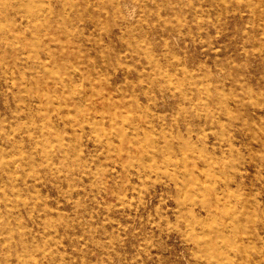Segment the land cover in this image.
Listing matches in <instances>:
<instances>
[{
	"label": "rangeland",
	"instance_id": "374dc122",
	"mask_svg": "<svg viewBox=\"0 0 264 264\" xmlns=\"http://www.w3.org/2000/svg\"><path fill=\"white\" fill-rule=\"evenodd\" d=\"M0 264H264V0H0Z\"/></svg>",
	"mask_w": 264,
	"mask_h": 264
},
{
	"label": "bare ground",
	"instance_id": "6f19581e",
	"mask_svg": "<svg viewBox=\"0 0 264 264\" xmlns=\"http://www.w3.org/2000/svg\"><path fill=\"white\" fill-rule=\"evenodd\" d=\"M10 1V0H9ZM60 1V0H59ZM23 2V1H22ZM12 3V2H11ZM46 3V2H45ZM11 5V4H10ZM64 6V5H63ZM57 7V6H56ZM47 11L49 12V13H52V8L49 6V5H47ZM217 14V13H216ZM73 18H76L75 16L73 17ZM50 21V20H49ZM7 29V28H6ZM41 30V29H40ZM52 32V31H51ZM46 38V37H45ZM51 40V39H50ZM24 53V52H23ZM7 66V65H6ZM43 78V77H42ZM30 80V79H29ZM37 80V79H36ZM42 80H44V79H42ZM46 85V84H45ZM112 87V86H111ZM49 90V89H48ZM111 90V89H110ZM106 91V90H105ZM100 95V94H99ZM102 97V96H101ZM109 97V96H108ZM105 98V97H104ZM109 98H111V97H109ZM111 101V100H110ZM107 102V101H106ZM55 103V102H54ZM107 103H109V101L107 102ZM119 103V102H118ZM107 105H109V107H111L110 106V104H107ZM114 105V104H113ZM116 105V104H115ZM114 107V106H113ZM113 109V108H112ZM63 114H64V112H63ZM63 114H61V115H63ZM59 116V115H58ZM67 118V117H66ZM73 118V117H72ZM131 122V121H130ZM125 143V142H124ZM19 149V148H18ZM50 151V150H49ZM228 249V248H227Z\"/></svg>",
	"mask_w": 264,
	"mask_h": 264
}]
</instances>
